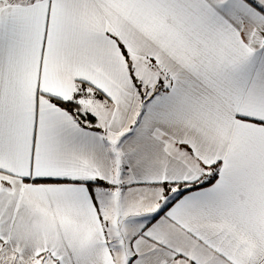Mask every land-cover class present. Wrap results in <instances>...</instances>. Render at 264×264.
<instances>
[{"label":"snow or ice","instance_id":"snow-or-ice-1","mask_svg":"<svg viewBox=\"0 0 264 264\" xmlns=\"http://www.w3.org/2000/svg\"><path fill=\"white\" fill-rule=\"evenodd\" d=\"M0 264H264V0H0Z\"/></svg>","mask_w":264,"mask_h":264}]
</instances>
